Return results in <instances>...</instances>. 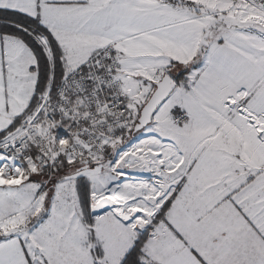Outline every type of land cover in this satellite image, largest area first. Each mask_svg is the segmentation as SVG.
Here are the masks:
<instances>
[{
	"label": "snow or ice",
	"instance_id": "1",
	"mask_svg": "<svg viewBox=\"0 0 264 264\" xmlns=\"http://www.w3.org/2000/svg\"><path fill=\"white\" fill-rule=\"evenodd\" d=\"M0 264H264V0H0Z\"/></svg>",
	"mask_w": 264,
	"mask_h": 264
}]
</instances>
